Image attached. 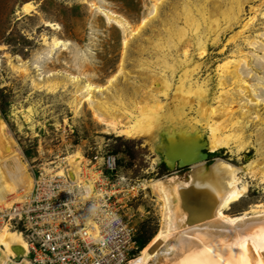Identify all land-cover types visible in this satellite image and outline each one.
Listing matches in <instances>:
<instances>
[{
    "label": "rangeland",
    "instance_id": "rangeland-1",
    "mask_svg": "<svg viewBox=\"0 0 264 264\" xmlns=\"http://www.w3.org/2000/svg\"><path fill=\"white\" fill-rule=\"evenodd\" d=\"M28 2L34 4L30 11L24 8ZM185 5L194 18L188 19ZM231 8L238 21L226 20ZM170 37L182 42L173 46ZM54 40L62 43L57 46ZM227 68L237 69L236 79ZM160 79L171 85L163 89L168 95H161L167 106L180 98L193 105L191 115L208 113L228 90L234 115L247 122L245 135L254 143L238 153L205 148L209 165L221 158L246 166L264 156L256 141L259 136L264 140V0H0V117L33 177L40 166H53L54 160L77 151L92 161L89 167L109 174L105 160L115 156L110 181L118 191L117 206L147 243L159 228L160 206L149 188L137 184L174 174L188 178L193 169L167 165L164 150L155 143L157 132L139 139L108 133L92 105L106 100L118 108L119 99L144 100L157 94ZM197 83L205 89L204 101ZM87 84L102 87L90 100ZM211 123H205L206 140H211ZM247 180L250 191L228 213L264 202V185L248 175Z\"/></svg>",
    "mask_w": 264,
    "mask_h": 264
},
{
    "label": "bare ground",
    "instance_id": "bare-ground-1",
    "mask_svg": "<svg viewBox=\"0 0 264 264\" xmlns=\"http://www.w3.org/2000/svg\"><path fill=\"white\" fill-rule=\"evenodd\" d=\"M239 3L240 13L243 3ZM33 7V2L24 4L26 11ZM185 8L188 19L194 18L192 11L186 5ZM234 10L235 8H231L228 11L231 12H227L228 22L238 21ZM117 22L122 25L121 20ZM146 22L147 19L141 26ZM180 31L182 38L186 35L185 27H181ZM173 39H168L173 46L177 47L182 42L180 39L176 44ZM54 43L58 46L62 41L54 40ZM199 49L205 54L206 48L202 41L199 42ZM187 53L188 50L185 55ZM236 70L227 68L225 71L237 78ZM157 84V94H151L144 100L119 99L118 108L109 105L106 100H98L92 105L94 116L106 126L108 133L139 139L151 138L157 132L155 143L157 148L164 150L167 165L175 168L190 164L193 169L188 178L183 179L174 174L143 179L137 184L139 189L151 190L159 203L161 219L154 238L128 264H240L238 257L241 250L235 245L247 237L257 240L262 235L264 202L255 203L239 213L228 212L250 191L247 175L254 181L258 179L264 185V156L251 160L246 166H236L221 158L209 165L203 153L205 148L218 151L225 147L238 153L254 143L245 135L247 122L244 123V117L235 116L232 105L228 103L229 91H223L226 97L222 98L220 95L219 106L212 107L211 112L197 110V115L194 116L191 115L193 105L187 101L182 103L180 98H175L177 101L171 106L165 105L161 95L167 96L168 92L163 89H170L171 85L166 79L158 80ZM219 84L223 88L225 81L221 79ZM195 85L198 96L203 101L206 100L203 85ZM55 86L56 83L50 84L51 89H55ZM100 88L102 89L87 84L86 100H90L94 96L92 93ZM210 121L212 123L208 128L211 140H206L205 123ZM256 141L260 156L261 153L264 154V140L259 136ZM65 160L75 177L84 178L82 173L85 170L90 174L85 176L94 184L101 174L96 171L95 165L89 167L92 161L86 159L81 151L70 154ZM33 185L34 177L30 172V165L25 161V156L9 132L6 122L0 117V205H12L31 192ZM189 215L190 222L187 220ZM260 251L264 257V250ZM28 255L29 245L24 236L8 226L1 227L0 264H32ZM257 259L256 264H263L260 257ZM245 264H249L248 259Z\"/></svg>",
    "mask_w": 264,
    "mask_h": 264
},
{
    "label": "built area",
    "instance_id": "built-area-1",
    "mask_svg": "<svg viewBox=\"0 0 264 264\" xmlns=\"http://www.w3.org/2000/svg\"><path fill=\"white\" fill-rule=\"evenodd\" d=\"M65 157L40 166L23 198L0 205V228L24 236L32 264H128L142 245L137 226L117 206L110 181L116 157H107L109 174L101 170L94 184L85 170L86 179L75 177Z\"/></svg>",
    "mask_w": 264,
    "mask_h": 264
},
{
    "label": "snow or ice",
    "instance_id": "snow-or-ice-1",
    "mask_svg": "<svg viewBox=\"0 0 264 264\" xmlns=\"http://www.w3.org/2000/svg\"><path fill=\"white\" fill-rule=\"evenodd\" d=\"M231 223H236V222L231 221ZM261 231H262V235L257 240H254L253 237H247L235 245L236 248L241 250V254L238 257L240 264H245V262L248 259L247 247L249 242H252L253 248L257 250H264V230Z\"/></svg>",
    "mask_w": 264,
    "mask_h": 264
},
{
    "label": "water",
    "instance_id": "water-1",
    "mask_svg": "<svg viewBox=\"0 0 264 264\" xmlns=\"http://www.w3.org/2000/svg\"><path fill=\"white\" fill-rule=\"evenodd\" d=\"M187 220H188V222H190L191 215L188 216ZM247 256H248L249 264H256L258 261L257 257H260L263 261V264H264V257L262 255L261 251L255 250V248L252 247L250 242L248 243V247H247Z\"/></svg>",
    "mask_w": 264,
    "mask_h": 264
},
{
    "label": "trees",
    "instance_id": "trees-1",
    "mask_svg": "<svg viewBox=\"0 0 264 264\" xmlns=\"http://www.w3.org/2000/svg\"><path fill=\"white\" fill-rule=\"evenodd\" d=\"M139 239H140V241H141V244H142V248H144L148 243L146 242V241H143L141 238H140V236H139Z\"/></svg>",
    "mask_w": 264,
    "mask_h": 264
}]
</instances>
